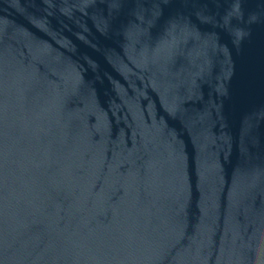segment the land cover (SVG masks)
Listing matches in <instances>:
<instances>
[{
    "label": "water",
    "instance_id": "1",
    "mask_svg": "<svg viewBox=\"0 0 264 264\" xmlns=\"http://www.w3.org/2000/svg\"><path fill=\"white\" fill-rule=\"evenodd\" d=\"M0 264H264V0H0Z\"/></svg>",
    "mask_w": 264,
    "mask_h": 264
}]
</instances>
